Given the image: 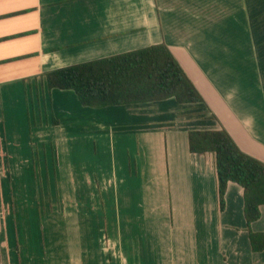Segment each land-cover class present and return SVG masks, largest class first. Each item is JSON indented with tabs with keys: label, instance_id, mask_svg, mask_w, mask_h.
Listing matches in <instances>:
<instances>
[{
	"label": "crops",
	"instance_id": "0c3cea01",
	"mask_svg": "<svg viewBox=\"0 0 264 264\" xmlns=\"http://www.w3.org/2000/svg\"><path fill=\"white\" fill-rule=\"evenodd\" d=\"M156 44L208 110L172 98L93 108L46 87L48 71ZM0 115H18L0 116V165L35 163L32 137L46 132L59 143L47 142L38 166L69 177L73 200L29 237L7 208L4 264H264L249 241V230L264 233V205L247 226L243 188L228 182L221 210L214 155L187 141L190 130L224 129L264 163V0H0ZM29 115L47 122L32 128ZM6 176L29 183L28 172Z\"/></svg>",
	"mask_w": 264,
	"mask_h": 264
},
{
	"label": "trees",
	"instance_id": "16d2710c",
	"mask_svg": "<svg viewBox=\"0 0 264 264\" xmlns=\"http://www.w3.org/2000/svg\"><path fill=\"white\" fill-rule=\"evenodd\" d=\"M48 89L72 90L83 106L103 108L174 99L208 110L202 96L168 47L156 44L44 73ZM214 119V115L207 116ZM53 124H57L53 120ZM190 153H212L215 161L219 208L224 206L228 182L243 188L247 226L260 217L264 205V163L243 153L224 129L190 130ZM38 224V220L34 215ZM38 234V229H33ZM253 251L264 250V233L249 230Z\"/></svg>",
	"mask_w": 264,
	"mask_h": 264
},
{
	"label": "rangeland",
	"instance_id": "374dc122",
	"mask_svg": "<svg viewBox=\"0 0 264 264\" xmlns=\"http://www.w3.org/2000/svg\"><path fill=\"white\" fill-rule=\"evenodd\" d=\"M164 101V100H163ZM207 106V105H206ZM198 111H193V109L189 111V107H187L186 116L188 120H194L195 115ZM4 120L3 123H6V117L14 119L15 121L18 118V115H0ZM26 116V115H25ZM44 117L45 115H29L28 120L32 128L35 126H39L40 117ZM47 116V115H46ZM45 116L44 122H47V117ZM49 116V115H48ZM51 120H55L54 115H50ZM192 116V117H191ZM39 117V119H38ZM63 118V116H62ZM43 120L41 126L43 125ZM13 126L12 129H14ZM52 127H54L52 125ZM9 128V127H8ZM42 130H45L42 128ZM55 134L60 133V130L52 129ZM13 131V130H12ZM33 133V131H32ZM31 134V133H30ZM48 133L44 132L40 135L32 137L31 144V151L32 156L34 157L35 163H30L28 167L25 169L23 166H20L22 162L17 163V165L9 167L5 164L0 165V228L3 225V217L7 213V208L10 210L13 208L18 212V216H15V224L18 225V229H22V231L18 230L20 235H27L29 237L30 233L27 232L28 229L37 227V222L34 219V215L38 220V217L42 218L41 223H44V219L46 223H54L56 219H65L66 213L68 214L69 211L64 209L66 207L67 197L65 192L70 190L71 188V179L69 177H65L64 175L57 176V168H46V170L42 167L38 166L40 163L43 152L47 150V142L52 145H58L57 139L54 137L48 138ZM31 138V137H30ZM20 141H25L24 135L19 137ZM42 140V142L40 141ZM61 145V144H60ZM1 155V154H0ZM54 156V153H53ZM1 162V161H0ZM53 159V165H54ZM9 172L11 173H24L28 172L29 177L21 178L22 182H29V183H19V184H12L10 181H13V176L10 178H6ZM12 175V174H11ZM6 176V177H5ZM2 181V182H1ZM147 193H145L146 196ZM65 198V199H64ZM65 201V202H64ZM73 203L72 197L71 199L67 200V203ZM126 202L122 198L121 207L123 203ZM46 214V216H45ZM54 214V215H53ZM40 215V216H39ZM53 215V216H52ZM43 216H45L43 218ZM12 224V220L10 221V225ZM154 224V223H153ZM30 226V227H29ZM27 229V231H26ZM150 233V232H149ZM177 232L175 231L174 234ZM125 237L128 238V233H125ZM0 243V264H4V257H3V250L6 249L5 245L2 247ZM49 248H45L44 253L43 250L41 252L42 257L47 254ZM58 254V253H57ZM63 255V254H62ZM57 258V257H56ZM74 259L71 260L69 258V262L67 264H74L72 263ZM57 262H59L57 260ZM71 262V263H70ZM64 264V263H63Z\"/></svg>",
	"mask_w": 264,
	"mask_h": 264
}]
</instances>
